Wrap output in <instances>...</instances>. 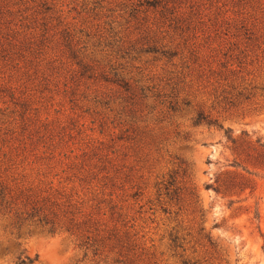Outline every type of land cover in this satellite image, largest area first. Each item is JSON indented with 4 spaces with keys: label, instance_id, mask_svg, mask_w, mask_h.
Wrapping results in <instances>:
<instances>
[{
    "label": "rangeland",
    "instance_id": "obj_1",
    "mask_svg": "<svg viewBox=\"0 0 264 264\" xmlns=\"http://www.w3.org/2000/svg\"><path fill=\"white\" fill-rule=\"evenodd\" d=\"M0 177V264H264V0H0Z\"/></svg>",
    "mask_w": 264,
    "mask_h": 264
},
{
    "label": "trees",
    "instance_id": "obj_2",
    "mask_svg": "<svg viewBox=\"0 0 264 264\" xmlns=\"http://www.w3.org/2000/svg\"><path fill=\"white\" fill-rule=\"evenodd\" d=\"M198 115L195 121H199L201 117ZM210 121V120H207ZM225 135L231 141H234V138L227 133V130L224 129ZM263 145V143H259ZM253 148V147H252ZM172 175L168 176V179L163 184L165 188L167 184H171L172 182ZM237 185L236 182L231 180L225 183V188L232 189ZM209 184H206L205 187H208ZM175 191V190H173ZM19 201H18V200ZM48 201V198L39 197L38 194L34 193H23L21 191L15 192L9 187L4 180L0 177V210L3 213H7L12 216L13 220L17 225L25 224V225H34L38 226L41 229H45L46 231L53 232L57 228L63 229H70L71 223L68 220L66 222H59L56 220V213L53 210V202L51 199ZM257 216V211L255 213ZM117 232L109 233L105 238H113L115 237ZM209 243L213 244V242L209 239L207 235H205ZM104 237H96V235L89 234L88 232L81 234L78 240L79 245H83L84 247L91 248L92 252L95 253L97 250V242L100 238ZM111 238V239H112ZM177 236L175 234L170 236V241L172 245H179L176 243ZM17 262H24L30 263L33 261L35 257H28L26 255L20 256V254L16 255ZM115 259V258H114ZM183 264H200L197 260H189V259H182Z\"/></svg>",
    "mask_w": 264,
    "mask_h": 264
}]
</instances>
